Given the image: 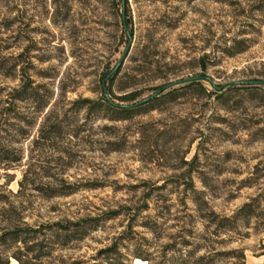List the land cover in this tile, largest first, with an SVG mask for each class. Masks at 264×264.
Listing matches in <instances>:
<instances>
[{"label":"rangeland","instance_id":"rangeland-1","mask_svg":"<svg viewBox=\"0 0 264 264\" xmlns=\"http://www.w3.org/2000/svg\"><path fill=\"white\" fill-rule=\"evenodd\" d=\"M0 148V235L83 225L10 264H264V0H0Z\"/></svg>","mask_w":264,"mask_h":264},{"label":"trees","instance_id":"trees-1","mask_svg":"<svg viewBox=\"0 0 264 264\" xmlns=\"http://www.w3.org/2000/svg\"><path fill=\"white\" fill-rule=\"evenodd\" d=\"M194 86H200V82H193ZM191 84V85H192ZM203 91H206L205 88H201ZM138 97V94H131L126 96L124 99L125 101H135ZM159 98H151L145 102L135 104L134 106H120L115 104L111 101L107 96L106 93L103 95L101 102H93L90 100H86L85 103L90 105L88 106L90 111H94L95 109H102L105 113H112V120L114 121H124L132 117L134 113H142L147 112L148 110L155 109V102L158 101ZM5 161L14 162L13 160H9V158H4L2 155V149L0 148V165L6 163ZM16 161V160H15ZM9 167L8 164L4 166V168ZM76 227V228H75ZM83 227L81 223L72 224L70 223L68 226H63L61 224L51 225L47 227H42L43 229L47 230L50 237L54 239L53 243L58 245L59 248L63 249L66 248L70 243L74 241H80L83 239V235L81 234L80 230ZM42 230H33V229H21L19 227L11 228L8 230H3L4 232L0 235V264H10L9 255L6 254L8 250V243L9 242H24L30 239L31 233H44ZM46 233V232H45ZM117 253V245H113L105 250H103V254L106 257L111 255H115ZM5 256V257H4ZM141 259L147 260L144 256H139ZM143 257V258H142ZM20 264H24L21 258L14 256ZM204 260L201 257L199 260L195 262V264H199Z\"/></svg>","mask_w":264,"mask_h":264},{"label":"bare ground","instance_id":"bare-ground-1","mask_svg":"<svg viewBox=\"0 0 264 264\" xmlns=\"http://www.w3.org/2000/svg\"><path fill=\"white\" fill-rule=\"evenodd\" d=\"M145 264V263H144Z\"/></svg>","mask_w":264,"mask_h":264}]
</instances>
